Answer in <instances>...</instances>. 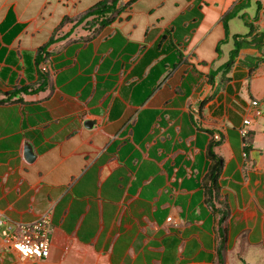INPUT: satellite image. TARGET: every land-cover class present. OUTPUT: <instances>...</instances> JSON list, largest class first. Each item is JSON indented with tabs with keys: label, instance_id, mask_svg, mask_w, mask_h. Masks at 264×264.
Masks as SVG:
<instances>
[{
	"label": "crops",
	"instance_id": "crops-1",
	"mask_svg": "<svg viewBox=\"0 0 264 264\" xmlns=\"http://www.w3.org/2000/svg\"><path fill=\"white\" fill-rule=\"evenodd\" d=\"M98 1L0 0V264H264V0H136L93 36ZM50 210L46 260L8 248Z\"/></svg>",
	"mask_w": 264,
	"mask_h": 264
},
{
	"label": "built area",
	"instance_id": "built-area-1",
	"mask_svg": "<svg viewBox=\"0 0 264 264\" xmlns=\"http://www.w3.org/2000/svg\"><path fill=\"white\" fill-rule=\"evenodd\" d=\"M46 71V68H43ZM254 107L259 105V101L254 100L251 103ZM257 116L262 112L257 111ZM251 124L250 120L244 121V126ZM240 133L243 139L246 138L249 131L242 128ZM218 138V137H216ZM0 220V225H2ZM53 234L52 211L45 213L39 220L33 223H19L15 227H9L2 232L3 239L8 248L17 252L24 260L42 261L50 255L51 237Z\"/></svg>",
	"mask_w": 264,
	"mask_h": 264
},
{
	"label": "trees",
	"instance_id": "trees-1",
	"mask_svg": "<svg viewBox=\"0 0 264 264\" xmlns=\"http://www.w3.org/2000/svg\"><path fill=\"white\" fill-rule=\"evenodd\" d=\"M120 1L121 0H100L98 1L96 4L91 6L84 14L80 16V18L76 22V25L80 26L84 24L88 28L89 27L93 28L94 31L92 35L93 36L96 35L97 33L100 32L101 29L113 23L119 17V15L123 11H125V9L129 5L134 3L136 0H129L124 5H120ZM68 21H71V19L68 17H65L61 25L65 24ZM260 38L264 39V34H262ZM53 41L54 40L51 38L49 42L45 45V47L42 48V50L44 51L50 44L53 43ZM241 46H243V44H241L240 42H236V47L232 51V54H231V61L224 67V69H228L232 65L234 59L239 54ZM259 62H264V57L261 58ZM248 135L246 136L244 140L246 141L248 140ZM208 158L212 162L210 178L212 180L213 186L216 187V185L218 184L220 173L223 169L224 161L221 157L215 154L212 147H210L208 150Z\"/></svg>",
	"mask_w": 264,
	"mask_h": 264
},
{
	"label": "water",
	"instance_id": "water-1",
	"mask_svg": "<svg viewBox=\"0 0 264 264\" xmlns=\"http://www.w3.org/2000/svg\"><path fill=\"white\" fill-rule=\"evenodd\" d=\"M25 158L28 162H33V160L35 159V153H34L33 147L30 144H27L25 147Z\"/></svg>",
	"mask_w": 264,
	"mask_h": 264
},
{
	"label": "rangeland",
	"instance_id": "rangeland-1",
	"mask_svg": "<svg viewBox=\"0 0 264 264\" xmlns=\"http://www.w3.org/2000/svg\"><path fill=\"white\" fill-rule=\"evenodd\" d=\"M50 11H53V10H52V6H51ZM260 74L264 75V70H263Z\"/></svg>",
	"mask_w": 264,
	"mask_h": 264
}]
</instances>
